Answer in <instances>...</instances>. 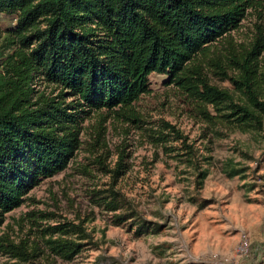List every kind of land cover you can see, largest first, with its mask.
<instances>
[{
	"label": "trees",
	"instance_id": "trees-1",
	"mask_svg": "<svg viewBox=\"0 0 264 264\" xmlns=\"http://www.w3.org/2000/svg\"><path fill=\"white\" fill-rule=\"evenodd\" d=\"M259 8L264 0H0V19L10 20L0 32V226L27 192L67 168L81 145L82 114L115 107L133 113L132 104L150 91L152 73L167 74L211 104L220 122L263 133L264 31L250 47L230 34L249 9ZM208 66L232 89L210 84ZM41 78L59 88L57 97L36 89ZM227 168L231 177L243 172L232 162ZM208 174L199 172V188ZM93 194L115 225L134 218L138 236L162 228L114 188ZM47 230L60 234L45 242L63 259L82 251L84 243L66 237L85 234L80 226ZM0 252L28 255L6 239Z\"/></svg>",
	"mask_w": 264,
	"mask_h": 264
},
{
	"label": "rangeland",
	"instance_id": "rangeland-1",
	"mask_svg": "<svg viewBox=\"0 0 264 264\" xmlns=\"http://www.w3.org/2000/svg\"><path fill=\"white\" fill-rule=\"evenodd\" d=\"M9 23L0 19V32ZM261 28L264 9H249L230 34L238 46L250 47ZM205 72L210 84L232 89L217 70L208 66ZM149 79L150 91L132 104L133 113L121 115L115 107L82 114L81 145L67 168L4 214L0 243L12 241L28 255L0 252V264H264V132L220 122L211 104L167 74ZM35 87L49 97L59 94L42 78ZM72 100L67 95L66 102ZM231 162L243 169L240 175H228ZM205 169L209 174L199 188ZM112 188L141 218L162 225L159 232L136 235L134 218L113 224L112 212L93 194ZM71 225L86 233L66 237L84 246L65 260L45 240L60 236L48 233L49 227ZM242 234L250 239L246 254L237 249Z\"/></svg>",
	"mask_w": 264,
	"mask_h": 264
},
{
	"label": "built area",
	"instance_id": "built-area-1",
	"mask_svg": "<svg viewBox=\"0 0 264 264\" xmlns=\"http://www.w3.org/2000/svg\"><path fill=\"white\" fill-rule=\"evenodd\" d=\"M249 248H250V239L246 234H242L239 243L237 245L238 252L240 254H246L248 253Z\"/></svg>",
	"mask_w": 264,
	"mask_h": 264
}]
</instances>
